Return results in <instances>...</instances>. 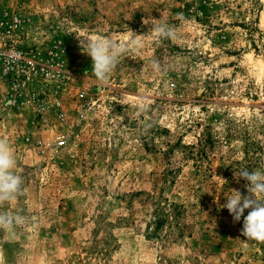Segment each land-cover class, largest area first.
Segmentation results:
<instances>
[{
	"label": "rangeland",
	"instance_id": "374dc122",
	"mask_svg": "<svg viewBox=\"0 0 264 264\" xmlns=\"http://www.w3.org/2000/svg\"><path fill=\"white\" fill-rule=\"evenodd\" d=\"M106 36L143 47L100 92L81 40ZM0 139L23 181L0 211L26 218L0 264H264L221 207L264 171V0H0Z\"/></svg>",
	"mask_w": 264,
	"mask_h": 264
},
{
	"label": "clouds",
	"instance_id": "9594fccd",
	"mask_svg": "<svg viewBox=\"0 0 264 264\" xmlns=\"http://www.w3.org/2000/svg\"><path fill=\"white\" fill-rule=\"evenodd\" d=\"M148 35H154L164 39L175 41L177 31L174 27L163 22L153 25ZM143 36V35H141ZM86 39V43H85ZM81 40L83 51L91 57L92 74L96 79V86L100 92L108 83L109 76L116 68L119 58L126 52H139L143 47V41L134 38L130 44H123L113 36L102 39L85 38ZM153 71H160L161 65L158 61L152 62ZM146 111L141 105L139 112ZM16 159L9 143L0 139V209L6 208L23 191L22 177L15 172ZM264 168V165H261ZM237 182L242 178L247 181L245 187L248 195H242L240 191L232 190L234 195H226V203L221 207L226 208L232 215L234 222H240L243 218L241 234L248 241L264 243V171L260 168L248 170L242 168L235 172ZM245 210L248 214L245 216ZM25 217L0 211V230L8 231L17 226H22Z\"/></svg>",
	"mask_w": 264,
	"mask_h": 264
},
{
	"label": "trees",
	"instance_id": "16d2710c",
	"mask_svg": "<svg viewBox=\"0 0 264 264\" xmlns=\"http://www.w3.org/2000/svg\"><path fill=\"white\" fill-rule=\"evenodd\" d=\"M162 200L166 201V198H161V196L158 198V201L155 205V209L153 212L154 215V220H153V224H154V229L152 230L151 235L154 236L155 238H159V230L162 228V226L165 223H168V220L171 218L173 219V216L169 215V212L166 211L165 207H163L162 204ZM172 205V204H170ZM176 208V206L174 207ZM176 216V214L174 215Z\"/></svg>",
	"mask_w": 264,
	"mask_h": 264
},
{
	"label": "built area",
	"instance_id": "2783aa9c",
	"mask_svg": "<svg viewBox=\"0 0 264 264\" xmlns=\"http://www.w3.org/2000/svg\"><path fill=\"white\" fill-rule=\"evenodd\" d=\"M5 55H6L5 60L10 59V60H12V62L20 61V60L23 59V53L20 52V50H18L16 52H12V54H5ZM30 67H31V65H30ZM59 106H60L59 103L55 104V109L58 108ZM58 117L61 118V120H63L64 114L63 113H58Z\"/></svg>",
	"mask_w": 264,
	"mask_h": 264
}]
</instances>
